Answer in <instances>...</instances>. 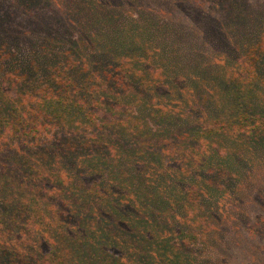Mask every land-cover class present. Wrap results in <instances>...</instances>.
<instances>
[{"label": "trees", "instance_id": "obj_1", "mask_svg": "<svg viewBox=\"0 0 264 264\" xmlns=\"http://www.w3.org/2000/svg\"><path fill=\"white\" fill-rule=\"evenodd\" d=\"M98 42L88 53L85 42L64 52L50 43L38 65L15 72L21 74L17 81L0 72V264H187L185 249L195 228L176 233L166 223L176 207L162 200L160 182L155 190L143 181L135 160L145 153L128 147L151 129L141 126V117L136 123L124 117L126 100L141 98L144 111L163 87L178 96L179 85L164 62L124 58L146 55L145 46ZM249 56L239 67L242 78L253 71V81H264V43ZM239 78L228 85L221 79L219 96L204 98L212 102L210 117L191 130L188 149L196 159L188 158L187 149L178 152L182 164L190 163L178 181L203 169L223 139L264 136V107L253 101L255 87ZM169 116L163 110L160 121ZM83 125L99 134L84 132ZM52 130L62 132L59 141L54 134L40 141ZM101 164L110 166L114 181L93 175ZM215 179L208 180L213 188ZM200 194L198 185L190 186L185 197L191 208Z\"/></svg>", "mask_w": 264, "mask_h": 264}, {"label": "rangeland", "instance_id": "obj_2", "mask_svg": "<svg viewBox=\"0 0 264 264\" xmlns=\"http://www.w3.org/2000/svg\"><path fill=\"white\" fill-rule=\"evenodd\" d=\"M29 1L0 0L3 79L12 73L10 78L17 81L21 76L17 70L38 65L50 43L54 51L64 52L71 44L85 42L87 53L99 37L98 47L113 42L145 46L146 55L129 53L124 58L164 62L175 76L179 95H168L163 87L165 92L154 96L153 107L144 111L141 98L126 100L124 117L135 123L141 117V126L148 125L152 132L128 147L145 153L135 160L143 181L153 188L160 182L162 200L174 203L166 223L173 224L176 233L195 228L185 249L187 264H264V136L223 139L222 149L209 156L203 169L189 179H177L183 165L190 166L189 161L181 163L178 152L187 149L188 158L196 159L191 156L197 153L188 149L191 130L210 117L212 102L204 98L219 96L221 79L228 85L230 79L242 78V61L259 42L264 43V0H38L28 6ZM247 77L240 81L255 87L253 101L264 107V81H253V71ZM8 88L10 83L3 87ZM157 110H169V118L160 121L161 112L154 114ZM97 124V128L105 125L103 120ZM82 130L99 134L88 125ZM53 134L59 141L60 130L40 141ZM101 165L93 175L114 181L110 166ZM79 168L90 174L81 164ZM217 168L227 174L221 176ZM211 177L216 178V188L209 184ZM193 184L201 190L195 208L186 198Z\"/></svg>", "mask_w": 264, "mask_h": 264}]
</instances>
